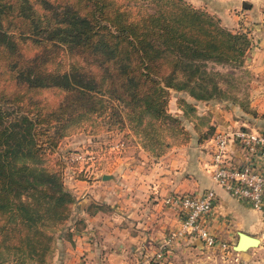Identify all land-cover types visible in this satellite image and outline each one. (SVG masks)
<instances>
[{
	"label": "trees",
	"instance_id": "1",
	"mask_svg": "<svg viewBox=\"0 0 264 264\" xmlns=\"http://www.w3.org/2000/svg\"><path fill=\"white\" fill-rule=\"evenodd\" d=\"M249 48L245 33L184 0H0V264L42 263L50 252L45 229L65 221L74 197L49 155L70 129L127 127L157 155L161 133L189 136L166 109L170 91L224 100L208 63L232 74ZM42 92L57 99L38 104Z\"/></svg>",
	"mask_w": 264,
	"mask_h": 264
},
{
	"label": "crops",
	"instance_id": "2",
	"mask_svg": "<svg viewBox=\"0 0 264 264\" xmlns=\"http://www.w3.org/2000/svg\"><path fill=\"white\" fill-rule=\"evenodd\" d=\"M186 1L195 6L205 5L207 10L209 6L212 8V12L224 15L222 17H225L230 22H236L241 15L244 20L239 21L244 25L247 24V20L252 15L264 18V0ZM243 1L248 3L249 7L243 9L242 13L234 15L233 12L235 13L237 8H241V2ZM237 14H239V17ZM262 23H264V20L259 25L250 24L254 28L253 39H250V48L243 59L244 67L249 73L246 82V107L258 114L264 112V25ZM240 27L242 26L240 25ZM232 98L233 100L225 105L224 103L213 101L201 102L197 105L193 104V107H196L195 111H193L194 115L198 117L204 116L207 125H213V132L226 131L241 126L250 130L256 129L257 131L264 129L263 118L252 117L250 114L244 113L238 106L239 102L236 98L233 96ZM207 139H201V141H198V138L192 139L185 146L178 148L180 153L176 154L175 158L179 157V166H176L178 171L173 172L176 175L173 178V181H175L173 186L176 183H180L175 187V189H179L180 186L188 184L189 190L200 191L196 194H200L201 191L207 188H211L214 191L215 204L207 224L209 230L218 240L225 242L227 245L233 238L234 242H236L238 231L248 235H252L254 232H261V235L258 236L260 243L262 237H264V195L260 207L256 209L247 202L234 198L221 187L213 184L205 171L210 155ZM228 156L234 162L242 163L245 161L241 149L232 142L228 144ZM122 161L124 164L130 163L125 159ZM137 169L138 167L130 163L129 167L119 173V176L123 178V182L124 179L126 180L124 183L127 186L124 189L118 183L120 177L110 181L111 186L114 187L112 190L114 191L112 193L114 198L111 202L107 201V198L111 199V195H108L110 196L108 197L107 194L109 193L106 191L95 190L94 193L96 195H93V200L90 199L88 201L89 198H84V193L81 190H77V192H75V188H73L75 191L73 189L68 190L74 197L73 204L76 205L81 214L69 218L66 233L64 234V242L66 244L64 243L63 246L60 248L58 246L55 249L52 261L56 264H136V257L139 255L136 245L141 242L140 240H145L148 243L151 240L152 242L155 240L168 242L170 232L172 230L175 231L178 227V220L171 212L162 209L160 202L144 199V196H147L146 193L150 195L153 189L141 188L142 197L139 196V191L136 190L138 183L136 181L132 182L133 177H131V174L134 171L136 172ZM262 169L264 170V166H262ZM108 173L110 171H99V181H102L101 176L103 174ZM177 177L184 179L187 184L179 181ZM138 181L140 182V180ZM164 181L169 182L170 180L168 177H164ZM76 182L77 188L78 186L87 188L89 186L95 187L96 185L88 184L82 180H77ZM74 184L71 185L73 186ZM143 186L140 185V187ZM173 186L171 185L172 188ZM100 187L108 188L109 185ZM132 194L134 197L131 200H125L124 197L132 196ZM99 196L102 197L97 200ZM126 201L129 202L127 209L123 206ZM89 203H110L109 206L106 204L107 208L110 209V215L104 216L105 212L88 214L85 208ZM76 220L83 222V226L79 230L74 228ZM154 250H146V253L141 251L143 253L141 254H152ZM158 264H162V262Z\"/></svg>",
	"mask_w": 264,
	"mask_h": 264
},
{
	"label": "rangeland",
	"instance_id": "3",
	"mask_svg": "<svg viewBox=\"0 0 264 264\" xmlns=\"http://www.w3.org/2000/svg\"><path fill=\"white\" fill-rule=\"evenodd\" d=\"M186 2L196 8L204 10L213 16L218 20L222 27L232 32H243L249 39H253L252 34L254 30L250 24L259 25L261 21L264 20V18L260 16L252 15L250 16V19L247 20V24L244 25L241 21H239L244 20L241 17L242 15L239 17V14H237L239 17L238 20L236 22H230L226 20L225 17H222L224 15L212 12V8H210L208 5L207 10L205 5L195 6L189 1ZM243 9L245 8H237V11L235 13L233 12V14L236 15V13H242ZM262 24L264 25V23ZM240 25L242 27H240ZM244 55H246V53ZM244 55L242 58V63L239 66L234 67L232 74H226V71L229 70L230 67L225 64L208 63L209 66H212L213 70H216L219 73V75H215V79L218 82V86L227 93V98L222 101H210L219 102L221 104L224 103L225 105L232 101L230 98L233 96L239 102L238 106L240 108H247L245 96L247 92L246 82L249 77V73L244 67ZM5 77L7 76H2L1 78ZM10 89L11 85H6L5 90L7 91ZM56 99L57 96H54L53 93L42 92L39 95L38 104H53ZM201 102L203 101L193 100L185 92L170 91L166 109L170 114H176L180 118L184 130L189 136L185 142H182L180 137H171L167 135L166 132H163V134L161 133V139L164 142L163 144L166 143V145L162 146L160 152L157 155L151 151H146L143 149L141 143L142 138L138 132H133L127 127H122L121 129H108L107 125L100 121V123L87 124L85 129H70L57 141L54 151L49 155V157L51 159L57 158L63 163L61 170L65 188L67 190H72L75 188L76 191L73 189L75 192H77V190H81L84 193V198H89L88 201L90 199L93 200V195H96L94 193L95 190H101L108 192L109 194H107V196L111 195V199L107 198V201L111 202V200L114 198V196H112V193L114 192L112 190L114 187L111 186L110 181L115 180V178L118 179L120 177L119 173H121L126 167H129L130 163H133L134 166L138 167V172L137 170L136 172L134 171L131 174V177H133L132 182L136 181L138 183L136 190L139 191V196L142 197V192L140 191L142 190L141 188L153 189L150 195L149 193H146L147 196H144V199H152L153 201L160 202L161 208L171 212L178 220L176 212L163 206L161 204V200L168 195L196 194L200 192L189 190L187 182L182 178H178L179 176L177 179L179 181L185 182L187 185H182L179 187V189H175V187L180 183H176L175 186H173V183L175 182L173 181V178L176 176L173 174V172L178 171L176 166H179V157L175 158V155L180 153L178 148L185 146L188 141L191 142L192 139L198 138L199 135L204 133L209 126L213 128V125H207L204 116L198 117L194 115L193 111H195L196 107H193V104L197 105ZM186 103L191 105L192 109H189ZM240 128L246 127L241 126ZM261 131H264V129ZM76 153H82L86 156L91 155L92 159L80 163L70 161L68 157ZM124 159L130 163L124 164L122 161ZM99 171H110L108 175H112V178L106 180L101 179L102 181L100 182V177L98 176ZM164 177H168L170 181H164ZM77 180H82L88 184L96 185L95 187L89 186L87 188H81L78 186L77 188ZM118 180H120L118 181L119 185H121L123 189L126 188L127 185L124 183L126 180L124 179L123 182L122 177H120ZM138 180H140V182ZM71 184L74 185L72 186ZM103 185H109V187L101 188L100 186ZM140 185L144 186L140 187ZM101 197L102 196H99L97 200H100ZM133 197L134 195L132 194V196H126L124 198L125 200H131ZM106 204L109 206L110 203H101V209L95 213L105 212L104 216L110 215V209L107 208ZM123 206L125 209H127L129 202L126 201ZM79 214H81L80 210L75 204H72L69 214L64 222L60 224H53L45 229V231L51 236L49 243L50 252L47 254L42 263L31 264H56L54 261H52V257L54 256L55 249H57L58 246V248H60L65 243L64 234L66 233L65 231L68 225V220L71 216H78ZM259 235H261V232H254L251 236L258 238ZM184 238L186 239L183 240ZM140 241L141 242H138L136 245L137 252L139 253V255L136 257V264H158L159 262H162V264H264V237H262V241H260L257 246L248 248L243 252H236L232 250V246L235 243L234 238L230 240L229 244H227L226 250L219 251L217 249L205 247L202 242L193 236H176L174 230L170 232L168 242L164 240H155L154 242L151 240L150 243L145 240ZM151 249H155L152 254L150 253L147 255H142L143 253L141 251L146 253V250ZM157 251H161L162 253L160 258H156L155 256Z\"/></svg>",
	"mask_w": 264,
	"mask_h": 264
},
{
	"label": "built area",
	"instance_id": "4",
	"mask_svg": "<svg viewBox=\"0 0 264 264\" xmlns=\"http://www.w3.org/2000/svg\"><path fill=\"white\" fill-rule=\"evenodd\" d=\"M229 142L241 149L244 162H234L229 158ZM207 143L210 155L205 171L210 181L234 198L247 202L253 208H259L264 195V131L240 127L215 131L207 139ZM68 159L80 163L92 159V156L76 153ZM161 202L177 214L176 236H193L207 248L219 251L227 249L226 243L218 240L207 224L215 204V193L211 188L200 194L168 195ZM161 254V251H157L156 258H160Z\"/></svg>",
	"mask_w": 264,
	"mask_h": 264
},
{
	"label": "water",
	"instance_id": "5",
	"mask_svg": "<svg viewBox=\"0 0 264 264\" xmlns=\"http://www.w3.org/2000/svg\"><path fill=\"white\" fill-rule=\"evenodd\" d=\"M241 7L248 8L249 4L243 1L241 2ZM111 178H112V175H108V174H103L101 176L102 180L111 179ZM258 244H259L258 238L238 231L237 240L232 246V250L236 252H243V251H246L248 248L257 246Z\"/></svg>",
	"mask_w": 264,
	"mask_h": 264
}]
</instances>
